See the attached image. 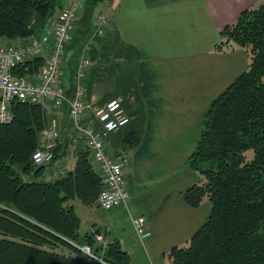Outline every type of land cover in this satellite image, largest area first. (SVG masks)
Instances as JSON below:
<instances>
[{"label":"crops","instance_id":"0c3cea01","mask_svg":"<svg viewBox=\"0 0 264 264\" xmlns=\"http://www.w3.org/2000/svg\"><path fill=\"white\" fill-rule=\"evenodd\" d=\"M75 1L61 0V5ZM263 1L106 0L96 8L109 18L114 33L97 38L91 46L87 97L92 102L120 98L131 116V123L106 143L110 154L125 157L130 197L105 211L97 201L88 205L71 199L82 234L100 236L108 243L118 240L131 264H168L169 251L186 245L208 220L212 208L208 200L192 207L185 199L186 190L201 180L189 157L205 113L249 66L245 50H219L217 44L227 25ZM55 15L42 23L35 37L48 29ZM68 59L63 66L65 87L77 74ZM68 138L58 146L51 170L44 169L39 179L55 181L74 170L79 153ZM136 216H144L151 231L144 242L135 232Z\"/></svg>","mask_w":264,"mask_h":264},{"label":"trees","instance_id":"16d2710c","mask_svg":"<svg viewBox=\"0 0 264 264\" xmlns=\"http://www.w3.org/2000/svg\"><path fill=\"white\" fill-rule=\"evenodd\" d=\"M105 1L78 2L96 10ZM67 6L61 0H0V39L35 38L42 23ZM96 14L97 26L99 15L111 25L105 13ZM86 34L77 29L73 41ZM221 38L219 50L237 45L248 51L249 68L205 113L189 157L201 180L185 199L192 207L208 200L211 214L186 245L169 251L168 264H264V1L243 11ZM41 64L35 59L26 66L34 73ZM12 111L13 120L0 124V264H131L118 240L104 248L93 234H82L81 218L69 203L78 198L91 205L102 190L90 150L79 152L66 175L39 179L46 166H35L32 155L49 121L46 108L14 102ZM83 245L104 263L82 251Z\"/></svg>","mask_w":264,"mask_h":264},{"label":"built area","instance_id":"2783aa9c","mask_svg":"<svg viewBox=\"0 0 264 264\" xmlns=\"http://www.w3.org/2000/svg\"><path fill=\"white\" fill-rule=\"evenodd\" d=\"M82 10V3L76 1L60 10L55 21L40 36L21 43L0 41V124L13 120L14 102L40 104L54 110L66 108L73 141L78 147L90 150L91 158L101 175L103 187L97 204L105 211L125 204L130 197L124 174L125 157L110 154L106 143L113 133L131 122V116L120 98H111L96 107L87 98L86 70L88 74L91 64L88 59L83 60L82 70L72 83L73 91L67 95L69 86H63L62 66L67 48L73 43ZM97 22L99 26L104 24L111 27L103 15L97 17ZM35 59H42V64L37 72L30 73L26 63ZM59 141L60 122L57 117H53L42 131V144L33 152V164L44 166L52 163L56 158ZM132 221L141 241L151 236L144 216H136ZM101 239L98 236V240ZM102 244L104 248L108 245L105 241ZM80 248L104 263L89 245Z\"/></svg>","mask_w":264,"mask_h":264},{"label":"rangeland","instance_id":"374dc122","mask_svg":"<svg viewBox=\"0 0 264 264\" xmlns=\"http://www.w3.org/2000/svg\"><path fill=\"white\" fill-rule=\"evenodd\" d=\"M85 1L86 0H81L82 3H85ZM97 14H96V16H97ZM55 19H56V17H55ZM94 25H96V24H94ZM92 28H93L94 32H92L93 30L91 29V31H89L86 34V36H84V39H81L79 41H77V39H76L72 43V45L69 47V51H71V54L68 53L66 55V57L67 58L69 57L67 62H69V64L71 65V67H69L71 69V71L74 70L73 73L79 74V72L82 70L83 58L84 59H88L91 62L90 49H91V46H93V43H94V45L96 44V39L97 38L107 35L108 28H110L109 30H110L111 34L114 33L113 27L112 28L111 27H106V26H104V24H103V26L99 27V26L96 25L95 27L93 26ZM93 33H95L96 35L98 33V36L97 37H93ZM99 34H101V35H99ZM4 40L5 39H3V40L1 39V42H3ZM235 48L243 49V50H245L248 53V51L245 48H243V47H238L237 45H235ZM248 55H249V53H248ZM249 63H250V55H249ZM248 68H249V66H248ZM63 69H64V67H63ZM66 71H67L66 74H69V70L67 69ZM87 77H88V74H87V70H86V79H88ZM87 87H88V85H87V83H85L86 93H87ZM87 96H88V94H87ZM108 100H106V101H108ZM95 101L96 102H92L94 104V107L100 106V104H104V102H106L105 100L104 101L95 100ZM41 106L44 107L43 105H41ZM46 112L48 114V118L50 116H51V118L57 117V119L60 122V141H59V145H60V143H62V147H63V145L65 144V139H66V135H67L69 137L68 139H70V144L77 149L78 153L80 151H82L81 146L78 147V145H76V143L73 141V136L71 135L70 132H68L69 122H68V118H67V109L66 108H64V109L62 108L61 110H54L52 108H49V109H46ZM41 144H42V132L40 133V139H39L38 147H40ZM59 152H57V154ZM77 160H78V157H77ZM61 162H62V160H59V164ZM52 164H53V162L50 165L45 167V172L46 173L51 170V168L53 166ZM96 240H98V237H96ZM104 241H105L104 239H101V240H98L97 242H98L99 245L100 244L102 245V243H104ZM144 241H142V242H144Z\"/></svg>","mask_w":264,"mask_h":264},{"label":"water","instance_id":"95a60500","mask_svg":"<svg viewBox=\"0 0 264 264\" xmlns=\"http://www.w3.org/2000/svg\"><path fill=\"white\" fill-rule=\"evenodd\" d=\"M95 7L92 5H87L84 8V12L81 18L78 21L79 31L81 33L89 32L92 24V18L94 15ZM73 90V85L67 90V95H70L71 91Z\"/></svg>","mask_w":264,"mask_h":264}]
</instances>
